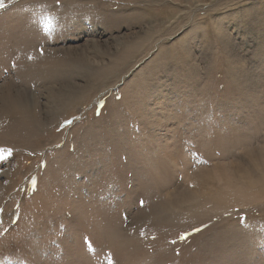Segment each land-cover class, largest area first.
<instances>
[{"label":"rangeland","instance_id":"374dc122","mask_svg":"<svg viewBox=\"0 0 264 264\" xmlns=\"http://www.w3.org/2000/svg\"><path fill=\"white\" fill-rule=\"evenodd\" d=\"M3 3L0 264H264V0Z\"/></svg>","mask_w":264,"mask_h":264},{"label":"snow or ice","instance_id":"6c2138e0","mask_svg":"<svg viewBox=\"0 0 264 264\" xmlns=\"http://www.w3.org/2000/svg\"><path fill=\"white\" fill-rule=\"evenodd\" d=\"M3 0H0V7H3ZM58 18L55 15H46L43 18L44 31L51 33V31L57 26ZM42 52V50H41Z\"/></svg>","mask_w":264,"mask_h":264}]
</instances>
